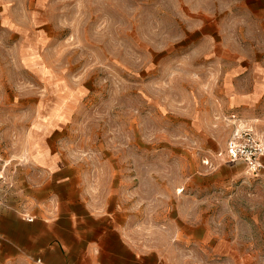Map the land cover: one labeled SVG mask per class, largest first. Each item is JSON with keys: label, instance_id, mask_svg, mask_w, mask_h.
Masks as SVG:
<instances>
[{"label": "rangeland", "instance_id": "374dc122", "mask_svg": "<svg viewBox=\"0 0 264 264\" xmlns=\"http://www.w3.org/2000/svg\"><path fill=\"white\" fill-rule=\"evenodd\" d=\"M246 128L264 142V0H0V209L66 262L88 231L264 264V169L225 155Z\"/></svg>", "mask_w": 264, "mask_h": 264}, {"label": "crops", "instance_id": "0c3cea01", "mask_svg": "<svg viewBox=\"0 0 264 264\" xmlns=\"http://www.w3.org/2000/svg\"><path fill=\"white\" fill-rule=\"evenodd\" d=\"M251 99L233 98L231 105L250 104ZM35 162L40 165L38 157L35 156ZM80 244L86 246L85 254L80 255L79 264H152L151 258L148 261H137L134 257L131 260L133 252L127 247L119 246V237L116 236V246H109L101 241L104 236L99 237L96 233L91 237V232L81 233ZM80 234V235H81ZM104 235V234H103ZM110 235V234H105ZM0 264H34L33 257L40 259L43 264H70L60 255L59 250L53 246L42 243L40 230L34 222L20 220L16 213L0 209ZM109 244V243H108ZM111 244V243H110ZM92 247L99 249V261L90 255ZM34 259V260H36ZM98 260V259H97Z\"/></svg>", "mask_w": 264, "mask_h": 264}, {"label": "built area", "instance_id": "2783aa9c", "mask_svg": "<svg viewBox=\"0 0 264 264\" xmlns=\"http://www.w3.org/2000/svg\"><path fill=\"white\" fill-rule=\"evenodd\" d=\"M225 155L230 162H242L251 172L264 169V142L257 140L252 129L237 130L228 139L225 145ZM32 222L33 218H27ZM0 236V242H1ZM34 264H43L40 259L34 260Z\"/></svg>", "mask_w": 264, "mask_h": 264}]
</instances>
